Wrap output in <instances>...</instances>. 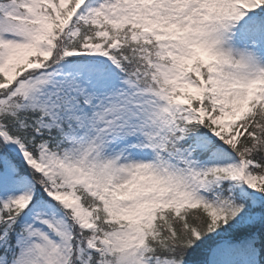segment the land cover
I'll use <instances>...</instances> for the list:
<instances>
[{"label":"snow or ice","instance_id":"obj_1","mask_svg":"<svg viewBox=\"0 0 264 264\" xmlns=\"http://www.w3.org/2000/svg\"><path fill=\"white\" fill-rule=\"evenodd\" d=\"M0 264H264V0H0Z\"/></svg>","mask_w":264,"mask_h":264}]
</instances>
